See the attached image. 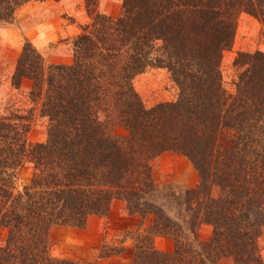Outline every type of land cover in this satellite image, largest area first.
I'll list each match as a JSON object with an SVG mask.
<instances>
[{"label":"trees","instance_id":"obj_1","mask_svg":"<svg viewBox=\"0 0 264 264\" xmlns=\"http://www.w3.org/2000/svg\"><path fill=\"white\" fill-rule=\"evenodd\" d=\"M29 1L0 0V24ZM87 2L94 23L74 40L73 62L46 64L27 41L13 76L17 88L33 81L47 141H29L27 116L0 115V228L8 230L0 264H91L54 258L51 230L85 228L115 201L153 218L139 232L134 264H264V52L239 53L235 93L222 73L240 15L264 25V0H125L117 18ZM156 67L170 71L180 95L148 109L134 80ZM166 152L189 158L201 177L177 219L154 176ZM26 160L37 173L17 191ZM204 224L213 226L209 241L199 235ZM157 236L173 238L174 251L157 249Z\"/></svg>","mask_w":264,"mask_h":264},{"label":"rangeland","instance_id":"obj_2","mask_svg":"<svg viewBox=\"0 0 264 264\" xmlns=\"http://www.w3.org/2000/svg\"><path fill=\"white\" fill-rule=\"evenodd\" d=\"M124 2L125 0H94L96 9L100 13L114 18L121 15ZM23 7L24 5L17 9L14 22L0 24V115L17 112L27 116L31 119L29 141L45 143L48 139L49 121L43 115L42 101L31 97L33 81L24 79L20 88L13 84V76L24 46L31 40L26 38L20 45L3 41V30L7 29L6 33L10 39L16 40L15 33H10L9 30L19 27L24 31L25 27L36 25L39 19L43 21L46 17V14L42 13L40 17H34L22 23L18 20L17 14ZM47 10L53 23L76 25V33L57 37L45 48H39L31 42L42 54L46 64H70L74 59V40L83 32V27L94 23L95 15L88 10L87 0H62V3H53V6L48 7ZM257 51L264 52L263 22L250 14L242 13L238 19L234 44L224 53L222 60L224 86L230 93H235L238 75L242 71V68L235 65L239 53ZM134 86L148 109L161 103L177 101L180 95L178 84L170 71L165 68L148 69L136 77ZM117 131L122 134L128 133L122 127H119ZM36 173L35 164L26 160L17 169L16 190L23 191L26 186H29ZM154 176L159 189L157 193L171 214L177 215V219L185 210L183 196L186 191L197 188L201 182L198 170L184 155L166 152L154 161ZM152 222V216L144 219L137 214L131 215L124 202L115 201L109 216L93 215L85 228L68 225L54 226L51 230V255L56 259L91 264H134L135 247L138 237L140 238L139 232L145 231ZM7 233V229L0 228V246L4 245ZM212 233L213 226L204 224L199 235L201 240L209 241ZM154 246L159 250L172 252L175 249V242L173 238L157 236L154 239ZM259 248L264 259V229L259 238ZM218 264H234V261L232 258H225Z\"/></svg>","mask_w":264,"mask_h":264},{"label":"crops","instance_id":"obj_3","mask_svg":"<svg viewBox=\"0 0 264 264\" xmlns=\"http://www.w3.org/2000/svg\"><path fill=\"white\" fill-rule=\"evenodd\" d=\"M53 3H62V0H53L51 2L49 0H30L28 3H26L23 9L17 14L19 21L23 23L24 21H27L31 18L40 17L42 13L46 14V17H44L43 21L39 19V23L36 22V25L25 27L24 31L19 27L9 30L10 33H15L16 40L10 39L6 33L7 29L3 30V41L20 45L26 38H28L39 48H45L48 46L49 42H51L53 39H56L57 37L74 35L76 33V25H68L67 23H65L66 25L61 23L56 24V22L53 23V20L50 19L51 15L49 14L50 16H48L47 8L53 6Z\"/></svg>","mask_w":264,"mask_h":264}]
</instances>
